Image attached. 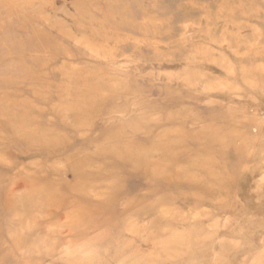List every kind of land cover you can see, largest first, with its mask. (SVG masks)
<instances>
[{"label": "rangeland", "instance_id": "rangeland-1", "mask_svg": "<svg viewBox=\"0 0 264 264\" xmlns=\"http://www.w3.org/2000/svg\"><path fill=\"white\" fill-rule=\"evenodd\" d=\"M0 264H264V0H0Z\"/></svg>", "mask_w": 264, "mask_h": 264}]
</instances>
